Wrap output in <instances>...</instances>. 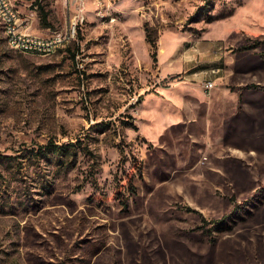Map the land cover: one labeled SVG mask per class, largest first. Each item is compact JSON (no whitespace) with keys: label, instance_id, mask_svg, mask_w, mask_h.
<instances>
[{"label":"rangeland","instance_id":"obj_1","mask_svg":"<svg viewBox=\"0 0 264 264\" xmlns=\"http://www.w3.org/2000/svg\"><path fill=\"white\" fill-rule=\"evenodd\" d=\"M15 3L39 36L76 13ZM84 6L50 54L12 47L0 19V264H264V90L247 87L264 84V0ZM50 141L76 155H41Z\"/></svg>","mask_w":264,"mask_h":264},{"label":"built area","instance_id":"obj_2","mask_svg":"<svg viewBox=\"0 0 264 264\" xmlns=\"http://www.w3.org/2000/svg\"><path fill=\"white\" fill-rule=\"evenodd\" d=\"M15 2L16 0H0V7L10 18L9 30L13 33L15 48L23 52H38L41 54L54 52L59 46L75 37L78 22L84 19L85 0H73L76 3V13L65 30H56L47 36L34 35L25 30L28 19L22 17ZM27 36H37V43H27ZM222 69L209 68L204 71L205 76L201 80V85L206 94H210L216 86L217 77H213V70H221L222 72Z\"/></svg>","mask_w":264,"mask_h":264},{"label":"trees","instance_id":"obj_3","mask_svg":"<svg viewBox=\"0 0 264 264\" xmlns=\"http://www.w3.org/2000/svg\"><path fill=\"white\" fill-rule=\"evenodd\" d=\"M44 17H46V13H44ZM146 38L150 42L151 47L153 49L152 50V57L155 61L157 59V41L154 37H152V35L148 31L146 32ZM249 46L250 45H248L247 47H249ZM247 87H252V88L264 90V84H260V83H251V84H248ZM74 146H75V143H73V142L56 143V142L50 141V142H48V144H46L45 148H41V150H39V151H40L41 155H43V156L48 157V154H50L53 157H56L59 161L63 162V161H65L66 158L76 155V150H75ZM130 185H131L132 192L134 193L136 191L135 184L131 181ZM129 199H130L129 197L125 198V200L122 199V206L124 209L129 208V204H130ZM231 201L235 204L234 209H239L238 207L242 206L243 204H246L245 208H247L249 205V203H247V202L237 201L234 196L231 197ZM192 210H194V208ZM229 217H230L229 214H223L219 218L212 219V221L222 224L225 221L229 220ZM204 221H206L205 218H204Z\"/></svg>","mask_w":264,"mask_h":264},{"label":"bare ground","instance_id":"obj_4","mask_svg":"<svg viewBox=\"0 0 264 264\" xmlns=\"http://www.w3.org/2000/svg\"><path fill=\"white\" fill-rule=\"evenodd\" d=\"M0 19H2L3 21V26L5 29L9 44L15 48L14 41H13V33L11 32V30H9L10 18L9 16H7V13L1 7H0ZM27 43H37V36H27Z\"/></svg>","mask_w":264,"mask_h":264}]
</instances>
